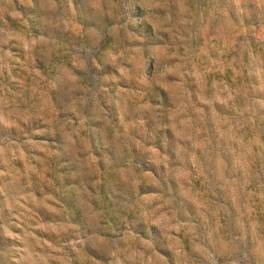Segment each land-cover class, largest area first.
Returning a JSON list of instances; mask_svg holds the SVG:
<instances>
[{"label": "rangeland", "instance_id": "rangeland-1", "mask_svg": "<svg viewBox=\"0 0 264 264\" xmlns=\"http://www.w3.org/2000/svg\"><path fill=\"white\" fill-rule=\"evenodd\" d=\"M0 264H264V0H0Z\"/></svg>", "mask_w": 264, "mask_h": 264}]
</instances>
